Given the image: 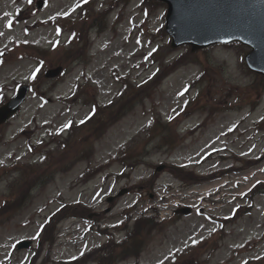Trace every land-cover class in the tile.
I'll return each mask as SVG.
<instances>
[{"label":"rangeland","instance_id":"obj_1","mask_svg":"<svg viewBox=\"0 0 264 264\" xmlns=\"http://www.w3.org/2000/svg\"><path fill=\"white\" fill-rule=\"evenodd\" d=\"M73 1L81 0H49L43 10L30 14L33 0H0V49L26 39L48 54L42 66L19 57L14 49L0 61V101L15 93L17 82H34L20 111L0 124V203L13 197L11 181L22 172L2 167L13 161L34 163L45 150H56V141L65 142L66 136L69 145L57 152L72 161L68 170L34 188L22 205L0 210V264H26L32 257V264H66L89 251L75 264H116L112 258L93 261L102 255V249H94L108 236L100 229L112 232L115 240L127 237V242L130 236V242H136L137 234L146 245L138 258L127 257L120 264H166L174 259L177 264H240L260 257L264 194H252L264 185V78L246 68L248 48L235 43L197 52L173 48L164 34L163 2L114 0L121 4L106 12L104 29L92 30L87 42L84 33L82 41L66 50L68 33L47 22ZM101 1L110 0H97L93 10ZM17 7L23 12L16 15ZM67 14L76 16V11ZM70 50H83V58L66 66L62 75L45 77V70L56 67L61 58L69 64ZM201 72L200 81L189 87L187 81ZM118 75L132 83L120 82ZM154 75L135 108L124 114L122 107L134 99L135 83ZM77 83L83 85L75 89ZM75 90L80 100L72 98ZM114 98V104L99 107ZM95 105L99 114L92 124L77 128L74 123L90 119ZM67 125L72 131L60 139ZM30 141L38 143L35 154L28 151ZM229 164L240 169L227 173ZM91 167L86 181L81 174ZM216 169L222 171L219 179L206 178ZM13 187L15 194L20 181ZM108 194H113L109 202ZM62 202H80L90 209L65 208L61 222L55 226L58 215L53 218L40 240L46 219ZM238 206L236 217L220 220ZM185 207L191 210L185 213ZM70 214L90 218L73 220ZM66 227L72 232L64 236ZM25 238L33 243L17 249L16 243ZM107 244L103 249H127ZM248 264H264V257Z\"/></svg>","mask_w":264,"mask_h":264},{"label":"water","instance_id":"obj_2","mask_svg":"<svg viewBox=\"0 0 264 264\" xmlns=\"http://www.w3.org/2000/svg\"><path fill=\"white\" fill-rule=\"evenodd\" d=\"M164 1L168 4L165 28L172 46L189 43L194 51L214 42L239 40L252 47L245 56L247 66L264 74V0ZM23 97L24 92L13 100L14 105ZM11 103L0 109V122L13 112Z\"/></svg>","mask_w":264,"mask_h":264},{"label":"trees","instance_id":"obj_3","mask_svg":"<svg viewBox=\"0 0 264 264\" xmlns=\"http://www.w3.org/2000/svg\"><path fill=\"white\" fill-rule=\"evenodd\" d=\"M146 86L142 85L139 86L133 90H131L132 96L134 99L131 100V103H129V105H134L136 98H140L141 96L144 95L145 92H147L148 90H144L143 88ZM132 96H130L129 98H132ZM128 98V99H129ZM138 100V99H137ZM63 148V147H62ZM58 151V150H57ZM57 151H48L45 159H44V168H40L38 166L36 167H32L30 169L25 170L23 176H24V182L20 185V190L17 191V193L13 194V192L15 191V188L13 187V183L10 184V189H11V194L13 195L12 198H6L3 203L0 205V210L5 208V207H12V206H19L21 205L23 202L22 200L24 199L25 196H27L29 194V188L33 185H38L42 182L45 181L46 177H48V179H52L53 176L57 173V171L60 170H66L68 167V165L72 164V161L69 159L65 160L64 154L62 152H57ZM22 202V203H21ZM84 215V214H82ZM141 219V218H140ZM129 240L128 242H130L131 239H133V236L128 237ZM135 240H137L136 242H130V246L135 245V243H139V236L136 234L134 236ZM127 237L126 239H124L123 243L119 244L118 247H124L125 245H127ZM108 245V244H107ZM113 248H108L107 250H103V254L99 257L96 258V260H103V259H108V258H112L115 261H117L118 259H120L123 255H127V249L124 247L120 252L117 251H113ZM105 255V256H103ZM78 260L74 261L75 263H77ZM73 262V263H74Z\"/></svg>","mask_w":264,"mask_h":264}]
</instances>
